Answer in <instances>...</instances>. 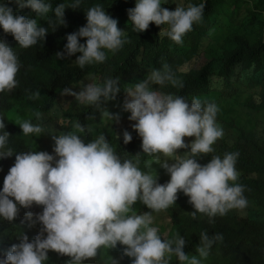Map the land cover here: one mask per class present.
<instances>
[{
    "label": "clouds",
    "instance_id": "clouds-1",
    "mask_svg": "<svg viewBox=\"0 0 264 264\" xmlns=\"http://www.w3.org/2000/svg\"><path fill=\"white\" fill-rule=\"evenodd\" d=\"M10 2L23 9L21 14L14 13L8 3L0 0V29L15 39L11 42L0 39V160L12 157L15 152L5 130L2 110L4 93L17 87L16 77L22 67L13 48L17 43L27 49L44 42L50 28L55 31L65 25V9L81 7L83 0L63 2L55 8L51 0ZM165 4L168 0H135V6L127 9V20L122 19V13H116V18L125 26L130 23L136 33L146 31L154 23L161 27L160 36L182 44L185 34L201 22L205 4L176 0L175 10L162 7ZM31 10L36 14L34 19ZM84 11L86 24L65 37L63 51L55 56L57 59L76 56L73 64L81 70L103 64L107 53H115L129 42L126 32L118 28L123 25L101 4ZM39 20L47 21V27ZM203 58L195 68L207 63L201 65ZM85 80L88 83L79 82L78 92L64 88L62 95L74 97L78 106L91 108L87 119H94L99 112L117 122L116 127L124 130L125 145L132 141L131 133L135 131L141 138L143 155L150 158L145 163L148 167L159 164L170 179L160 184L156 172L143 171L139 167L140 154L121 159L103 133L85 143L80 135L85 126L79 121L71 124V131L47 133L52 138L49 142L54 141L51 154L41 148L17 153L0 189V221L13 222L20 207L30 209L35 204L43 206L42 212L28 211L25 215L29 221L35 215L34 222L41 225L40 231L32 240L21 233L19 243L4 252L0 264H47L49 251L69 257L66 264H84L96 258L99 251L115 249L118 244L124 246L122 257L132 258L131 264H171L172 259L177 264H202L213 246L223 242V235L201 231L195 246L198 259L184 251L185 240L179 234L164 238L154 225L153 214L167 210L179 200L192 212L193 220L200 218L196 223H203L207 217L212 224L215 217L229 216L236 210L242 212L248 206L244 186L236 182L239 153L217 156L220 142H215L226 136L218 125L222 122L219 108L226 101L221 99V104L208 97L188 101L170 93L165 86L183 87V84L163 64L138 83L125 87L120 118L104 108L121 91L120 78L106 77L98 82V77L88 73ZM40 95L39 91L31 92L28 99L38 100ZM254 99L260 103L259 95ZM125 113L130 115L127 117ZM32 115L36 123L30 119L17 121L22 134L25 137L46 134L42 112L34 110ZM128 120L135 122L132 129L126 127ZM179 149L186 150L177 152ZM137 201L150 211L137 214L133 207ZM109 264L119 261L111 257Z\"/></svg>",
    "mask_w": 264,
    "mask_h": 264
},
{
    "label": "trees",
    "instance_id": "trees-1",
    "mask_svg": "<svg viewBox=\"0 0 264 264\" xmlns=\"http://www.w3.org/2000/svg\"><path fill=\"white\" fill-rule=\"evenodd\" d=\"M10 1L15 2L4 0L14 13L21 14L23 8L10 4ZM63 2L67 4L70 0H51L53 8ZM174 2L176 0H168V4L162 7L175 10ZM187 2L188 0H185V3ZM191 2L205 4L203 18L185 34L182 44L160 36L161 27L154 23H150L146 31L135 33L130 23L125 26L123 21L118 20L116 13H122V19H128L127 9L135 6V0H83L81 7L65 9V25L58 26L55 31L50 28L44 42L27 49L20 48L17 43L13 49L22 65L16 77L18 85L11 92L4 93L2 101L5 130L10 134V146L15 152L12 157L0 160V189L3 187L5 175L14 164L15 155L21 151H33L17 121L30 119L36 123L32 115L34 110L42 112V123L50 112L60 114L68 126L79 121L85 126V132L82 133L85 143L103 133L121 159H132V156L140 154L139 167L153 174L156 172L158 183L168 182L170 175L159 164L153 163L152 167H148L145 163L150 161V158L143 155L141 138L135 131L131 133L132 141L125 145L122 139L124 130L122 127H116L117 122L109 120L99 112L94 114V119H87L92 112L91 108L78 106L74 97L62 95L64 88H72L78 92L80 81L88 83L85 80L88 73L98 77V82H102L106 77H119L121 91L114 100L108 101L104 108L111 114H119L121 118L120 109L126 96L125 87L138 83L152 69H161L163 64H167L183 84V87L165 86L170 93L183 96L188 101L194 97L201 101L208 97L219 103L221 99L240 103L244 99L245 107L254 113L256 125L251 132L238 127L235 122H229L228 130L225 126L223 128L226 134L223 141L218 139L215 142H220L217 156L221 158L225 152L239 153L235 165L238 172L236 182L244 186V195L253 208L246 207L249 210L244 209L240 214L217 216L212 224L208 223L207 217L203 223H196L201 221L200 218L193 220L190 215L192 212L176 200L174 205L164 211L171 220L170 232L173 235L168 237L160 234L168 239L179 234L185 240L184 251L199 258L195 246L199 243L200 232L206 231L209 235L220 233L223 235V242L213 246L202 264H264V0ZM97 3L101 4L118 24L123 25L118 28L126 32L129 42L119 51L107 53L103 64L81 70L73 64L76 56L63 59H57L55 56L57 52L63 51L67 42L65 37L86 24L84 10ZM51 15L49 13V16ZM34 18L36 14L31 10V19ZM38 23L47 27L45 20H39ZM0 39L6 42L15 41L2 29ZM83 42L84 40H81V43ZM204 56L208 58L207 63L201 68H195L199 59ZM251 71L255 73L252 74ZM35 91L41 93L40 98L28 99L29 93ZM257 95L260 97V103H256L254 99ZM125 114L127 117L130 115ZM133 123L135 122L128 120L126 127L132 129ZM67 130L68 127H46V134L41 136L37 149L41 148V151L51 154L53 147L47 144L52 138L47 133L59 134ZM184 141L186 143V138ZM184 150L186 149H179L177 152ZM42 207L35 204L30 209L20 207L13 222L0 221V258L12 244L19 243L18 237L21 233L26 234L29 240L39 233L41 225L34 222L35 215L33 221H29L25 213H40ZM133 207L137 214L150 211L139 201ZM123 247L117 246L112 250L118 254L121 252V260H118L120 263H131L132 258L122 257ZM100 253L101 251L96 258L84 261V264H104L101 262ZM48 257L47 264H66L69 259L54 251H49ZM171 264H177V261L172 259Z\"/></svg>",
    "mask_w": 264,
    "mask_h": 264
},
{
    "label": "rangeland",
    "instance_id": "rangeland-1",
    "mask_svg": "<svg viewBox=\"0 0 264 264\" xmlns=\"http://www.w3.org/2000/svg\"><path fill=\"white\" fill-rule=\"evenodd\" d=\"M207 60H208V58L204 57L201 65H203V63L206 62ZM251 73L254 74L255 71H251ZM246 97H247V93L244 94V98H246ZM219 112H220L221 118H223V117L225 119L230 118V122H235V124L238 127L242 128L243 130H245L247 132H251L255 128L256 118L254 116V113L249 111L245 107L244 99H242L240 103L225 102L219 108ZM43 123L46 127H51V128L68 127L67 131L72 130L71 125L68 126L65 118L60 117V114H58L57 112H50V114H48V117L46 119H44ZM223 123H224L226 130H228L227 129L228 124L226 125V123L224 121H223ZM218 125L223 128L222 122ZM256 128H257V126H256ZM80 135H82V134H80ZM26 138H27L30 146H32L33 151L37 150L38 144L41 141V136L40 137H26ZM81 139H82V137H81ZM47 145H54V141L49 142ZM213 148H214V145H213ZM198 163H200L201 165L206 164L204 162H198ZM247 207L253 208V206L251 204H248ZM246 210H249V209H246ZM240 213H242V212L237 211V210L234 212V214H240ZM154 225L158 227L159 232L161 231L162 234L166 235V233L167 234L169 233V230L171 227V221H170L169 217L167 216V214L164 211H162L160 213L154 214ZM117 246L120 248L122 247L119 244ZM120 254H121V252H119V254H118V253L114 252L112 249H110L109 251L101 250V253H100V257L102 258L101 262H103L104 264H109L111 257H115L116 260H121ZM127 258H129V257H127ZM119 264H131V263H127V262L126 263H120L119 262Z\"/></svg>",
    "mask_w": 264,
    "mask_h": 264
},
{
    "label": "bare ground",
    "instance_id": "bare-ground-1",
    "mask_svg": "<svg viewBox=\"0 0 264 264\" xmlns=\"http://www.w3.org/2000/svg\"><path fill=\"white\" fill-rule=\"evenodd\" d=\"M136 33V32H135ZM229 49V48H228ZM218 100V99H217ZM226 124H228L229 122H230V118L229 119H225L224 117L223 118H221ZM223 121H222V124H223V128H224V123H223ZM237 122V121H236ZM222 128V129H223ZM215 147V146H214ZM214 152H215V148H214ZM213 152V153H214ZM178 195V194H177ZM161 232V231H160ZM162 233V232H161ZM163 235H165V234H163ZM171 235H173L171 232H169L168 234L166 233V235L165 236H171ZM102 259V258H101Z\"/></svg>",
    "mask_w": 264,
    "mask_h": 264
}]
</instances>
